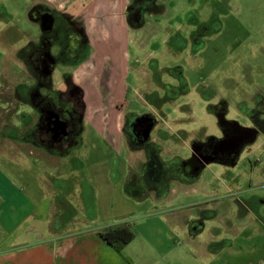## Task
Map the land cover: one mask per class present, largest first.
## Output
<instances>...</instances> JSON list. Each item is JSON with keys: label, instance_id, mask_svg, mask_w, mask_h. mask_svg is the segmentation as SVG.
Here are the masks:
<instances>
[{"label": "crops", "instance_id": "1", "mask_svg": "<svg viewBox=\"0 0 264 264\" xmlns=\"http://www.w3.org/2000/svg\"><path fill=\"white\" fill-rule=\"evenodd\" d=\"M161 3H153L156 9L152 10L151 0H0V62L6 61L11 47H22L16 50L15 55L20 63H32V60L37 63L40 54L47 52L52 63H57L56 68L62 72L69 69L73 74L71 79L68 78L70 83L68 79L67 84L62 81L65 88L59 91L65 92L70 84L76 85L84 102L77 140L65 147L66 150L58 152L34 140L22 139H10L11 145H1L0 155L12 151L18 153L16 156L20 161L29 155L41 161L46 171L53 172L45 181L46 187L38 190L28 191L7 177L0 182V264H150L152 257L144 245L134 246L137 232L130 224L93 226L97 219L87 214L86 191L72 187L76 176L80 175L77 174L79 169L84 166L78 153L85 147V136L90 131L103 141L105 149L114 150L116 156L123 146L130 152L125 191L140 199L156 195L159 201L166 200L173 195V184L192 188V184L212 164L227 169H235L239 165L242 154L233 165L211 161L188 173L184 164L189 159L175 157V163L162 159L161 155L174 147L164 145L166 139L164 142L161 139L164 130L158 120L150 125L147 138L143 140L135 141L122 130L123 118L128 111L127 81L139 72L136 64L157 61L160 54L172 56L171 49L177 52L176 45L172 46V43L179 31H168L165 24L149 20L166 17L167 9ZM24 25L30 29L25 30ZM155 44H159V50L153 49ZM72 63L80 64L74 69ZM72 67L73 70L70 69ZM157 68L156 65L149 68V72L143 70V77L162 86L164 83ZM179 82L181 86L173 89L176 95L182 88V80ZM169 88L172 89L171 86ZM156 93L150 92L149 98L159 100ZM205 102L209 104L208 99ZM258 139L250 144L247 158L254 153L253 146ZM193 143L184 146L190 154ZM248 160L254 169V162L250 158ZM69 164L72 165L70 174L63 179L62 171H67ZM231 190L230 186L214 187L206 191L205 201L195 207L187 209L181 205L174 210L172 207L163 210V213H171L164 225L174 227L180 241L174 242L173 251L179 244L182 249L189 250L186 253H195L196 245L200 246V236L207 232L210 235L205 247L200 249L207 255L222 257L227 251H234V242L246 235L245 230L236 229L232 219L240 221L239 227L258 229L254 225L264 222L258 206L262 200L258 195L250 194L247 200L237 199L236 209L232 210L231 206H226V195L232 196ZM190 191L193 193L189 189L185 191L186 196ZM230 210L234 212L232 218ZM78 212L82 215L77 216ZM121 226H129L134 238L122 252H118L102 238V234ZM219 227L233 234V240L231 236L224 240ZM248 236L251 239V233ZM156 247V253L163 255V251L157 247L162 252L159 253ZM172 248L169 246L168 249ZM262 249L249 253L241 250L245 254L237 250L228 264H264Z\"/></svg>", "mask_w": 264, "mask_h": 264}, {"label": "rangeland", "instance_id": "2", "mask_svg": "<svg viewBox=\"0 0 264 264\" xmlns=\"http://www.w3.org/2000/svg\"><path fill=\"white\" fill-rule=\"evenodd\" d=\"M158 1L166 7V17H152L149 20L151 23L165 24L168 31H179L172 43V46L176 45L177 52L171 49L172 56L160 54L157 61L136 64L139 72L127 81L128 111L123 118L122 130L133 140H143L147 138L150 125L155 119L158 120L164 130L161 133L163 142L166 139L164 145L174 147L170 152L165 151L162 159L175 163V157L186 161L190 159V150L184 147L187 143L190 145L195 140L206 142L213 136L217 137L226 123L247 127L255 131L256 138H259L253 146L254 153L249 156L255 163L254 169H251L247 158L251 145H247L235 169L212 164L192 184V188L173 184V195L166 200L159 201L156 195L140 199L125 191L130 152L123 146L116 156L114 150L109 147L105 149L103 141L90 131L85 136V147L78 153L84 161L83 168L77 173L80 175L76 176V181L80 182L75 181L72 187L86 191L87 214L97 219L93 226L121 222L130 224L137 232L134 246L144 245L152 257L150 264H228L237 250L240 253L241 250L247 253L261 248L264 250V222L254 225L258 229H252L239 227L240 221L232 219L231 223L237 226L236 229L245 230L246 235L240 242L234 240V251L215 257L200 249L205 247L210 235L207 232L200 236V246L196 245L195 253H186L189 250L185 247L182 249L179 244L173 251L174 242L180 241L174 227L164 225L171 213H163V210L171 207L174 210L181 205L187 206V209L195 207L205 201L206 191L230 186L232 196L226 195V206L236 209L237 199L247 200L250 194L258 195L262 200L261 204L258 203L260 215L264 219V0H151L152 10L156 9L153 3ZM24 26L25 30L30 29ZM152 47L158 49L159 44ZM21 48L11 47L6 61L0 62V147L9 146L10 139L35 141V135L37 137L42 124L46 122V109H42L41 101L46 104V100L51 99L50 108L55 111L57 115L54 117L63 127L65 122H75L74 117L79 112L82 116L84 112L83 100L69 98L67 92L59 91L65 88L62 81L65 80L67 84L72 72L69 69L62 72V69L56 68L57 63H53L44 76L38 63L18 61L16 50ZM72 64L76 69L80 63ZM156 65V71L164 83L162 86L143 77L144 71L149 72V68L153 69ZM70 69L73 70V67ZM181 80L182 88L176 95L173 89L181 86ZM74 87L77 88L76 85ZM164 88L169 92L166 93ZM153 91H157L155 97L159 100L149 98ZM205 99L209 100V104ZM127 113L130 115L127 116ZM167 138L172 139V144ZM54 149L58 152L66 150L65 147ZM16 155L18 153L12 151L0 155V182L7 177L28 191L45 188V181L53 171H46L41 161L29 155L21 161ZM71 168L69 164L68 170L62 171L61 178L67 179ZM185 188L193 193L190 191L186 196L188 189ZM232 210L230 217L234 214ZM78 215L82 214L78 212ZM106 220L112 221L106 223ZM218 229L224 240L229 236L233 240V234L230 235L223 228ZM249 233L251 239H248ZM156 246L163 251V255L156 253ZM169 246L172 250L168 249ZM157 247V251L162 253Z\"/></svg>", "mask_w": 264, "mask_h": 264}, {"label": "flooded vegetation", "instance_id": "3", "mask_svg": "<svg viewBox=\"0 0 264 264\" xmlns=\"http://www.w3.org/2000/svg\"><path fill=\"white\" fill-rule=\"evenodd\" d=\"M32 63H35V61L32 60ZM37 63L44 76H46L47 72L51 70V66H53L52 59L47 52H42L40 54ZM70 85L72 86L70 87ZM70 85L65 91L69 94V98H79L82 100L79 88L77 87V89L73 84ZM51 103V99H47L46 104H43L41 101L40 105L44 106L42 109L47 110L44 111V113H46V122L42 124L43 128H40L37 137L35 135V141L46 148L63 149L77 140L81 129V112L74 117L75 122L70 124L65 122V124H63L65 126L63 127L54 117V115L57 114H55V111L50 108ZM256 135V132L250 128L226 123L225 127L220 130V134L217 135V137L213 136L206 142L193 143L191 158L184 164V169L188 173H193L197 168L200 169L206 165V163L211 161L223 165H233L234 161L241 156L244 148L255 140L254 137L256 138ZM232 141H236L234 143L238 145V148L231 146Z\"/></svg>", "mask_w": 264, "mask_h": 264}, {"label": "trees", "instance_id": "4", "mask_svg": "<svg viewBox=\"0 0 264 264\" xmlns=\"http://www.w3.org/2000/svg\"><path fill=\"white\" fill-rule=\"evenodd\" d=\"M102 238L116 251L122 252L132 242L134 233L129 226H121L106 231L102 234Z\"/></svg>", "mask_w": 264, "mask_h": 264}, {"label": "water", "instance_id": "5", "mask_svg": "<svg viewBox=\"0 0 264 264\" xmlns=\"http://www.w3.org/2000/svg\"><path fill=\"white\" fill-rule=\"evenodd\" d=\"M234 142H236V141H232V142H231V146H233V147H235V148H238V147H237L238 145L235 144Z\"/></svg>", "mask_w": 264, "mask_h": 264}]
</instances>
